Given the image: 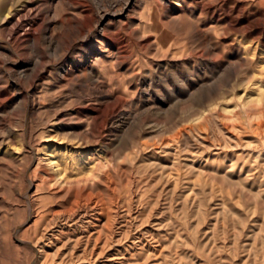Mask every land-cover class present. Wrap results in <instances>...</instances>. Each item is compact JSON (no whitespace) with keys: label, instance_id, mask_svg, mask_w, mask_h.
<instances>
[{"label":"rangeland","instance_id":"rangeland-1","mask_svg":"<svg viewBox=\"0 0 264 264\" xmlns=\"http://www.w3.org/2000/svg\"><path fill=\"white\" fill-rule=\"evenodd\" d=\"M78 1L93 33L0 32V264H264V0Z\"/></svg>","mask_w":264,"mask_h":264},{"label":"bare ground","instance_id":"bare-ground-1","mask_svg":"<svg viewBox=\"0 0 264 264\" xmlns=\"http://www.w3.org/2000/svg\"><path fill=\"white\" fill-rule=\"evenodd\" d=\"M50 1L51 0H3L4 9L0 13V32L6 39L5 44L9 46L10 51L7 53L9 57L12 58L14 56L15 50L13 47L15 46H25V49L23 50H26L28 47L35 48L42 41L45 44L48 43L49 46H51L53 42L57 43L54 35L47 33L48 28L52 24L47 18L51 10V7L48 5ZM79 4L80 2L78 0H59V6H61L63 9L62 12H64V15L61 14L57 16L58 23L61 25V27H63L62 34L60 33L58 35L59 38H62L63 35H74L81 33V29L77 25L79 23L78 19L80 15H83V28H85V31H87L88 34L93 33L98 25L103 24L108 19V16H102L98 19H95L94 17L90 16L88 12H82L78 14V16L71 13V11H75ZM120 32V28L109 27L108 30L104 31L100 37L102 42H104L106 45V48L116 50L119 56L124 50V42L119 36ZM42 36H46V38L43 40ZM100 45L102 44L100 43ZM19 60L20 64L16 63V65L19 69H22L23 73L21 74V78L28 79L30 84H33L41 72L38 63L30 59H26V57L19 58ZM16 85L17 87L24 90L23 99L25 100V103L27 105H31V102L28 99L29 92L22 87L20 80L16 81ZM92 115V122H97L99 120L98 112L93 111ZM53 160L54 158L52 155L48 157L47 161L49 166L54 163ZM56 166L54 165L55 168ZM92 173V168H89L87 172L82 175V177H78V175L74 176L72 180L69 179L70 181H67V184L78 185L80 183L91 182L93 181L92 179H94ZM59 174L60 172L58 170L54 171L56 182L58 184L64 183L63 178V181L58 178Z\"/></svg>","mask_w":264,"mask_h":264}]
</instances>
